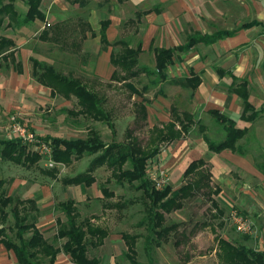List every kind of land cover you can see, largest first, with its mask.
<instances>
[{
  "label": "rangeland",
  "instance_id": "374dc122",
  "mask_svg": "<svg viewBox=\"0 0 264 264\" xmlns=\"http://www.w3.org/2000/svg\"><path fill=\"white\" fill-rule=\"evenodd\" d=\"M83 2V7H80L70 4L67 0H44L42 9L47 20L24 25L22 21L27 12L25 0H3L2 5L12 3L18 15L7 13L2 15L4 24L0 29V36L14 39L13 48H17L19 39H34L32 45L35 46V50L29 53V60L25 59L30 73L33 69V60H38L53 66L67 77L83 80L103 99V107L110 115L114 128L102 120L97 121L91 117L78 115L76 112L79 107L75 97L71 100L52 97L48 90L34 84L33 79L31 80L33 84H29L27 91L22 77H19L18 83L13 81L16 67L13 68L9 61L0 59V139L20 141L13 136L9 125L10 117L16 116L40 140L41 137L47 136L86 139L91 131H96L107 146L112 143H127L131 141L128 138L130 135L143 147H147L153 126H162L171 120L173 118L171 108L176 106L180 113L194 114L197 123L191 126V132L182 140L161 145V153L148 164V174L157 172L161 167L166 168L169 175L168 185L177 190L191 178H184V172L191 161L201 158L206 162L203 171L211 174L213 193L209 195L199 192L188 198L182 209L163 213L166 219L162 224L163 227L176 225L177 229L169 234L167 241L162 240L160 248L153 245L150 255L146 252L145 245L149 234L151 215L148 209L151 202L143 196L144 189H136L137 183L119 184L112 170L105 165L93 173L96 177L94 185L82 187L83 194L79 188L64 184L63 179L86 171L97 154L86 155L67 166L60 165L57 167L59 172L54 178L48 173L51 169L46 166L39 150L20 141L28 146V152L38 155L41 159L35 165L25 167L3 160L0 155V180L6 181L0 188V195L5 191L7 196L24 200L28 192L29 196L40 198L48 196L49 193L54 200V217L63 220L65 214L61 209L56 208V205L68 199L80 198L82 203L77 205L80 220L90 212L96 217L98 226L110 231V237L113 235L112 241L107 243L104 241V244L118 245L116 248L119 264H134L125 256L127 247L121 237L123 233L138 236L137 255H130L135 264H221L217 257L219 238L251 250H262L264 248V177L259 169L264 170V138L256 139L255 134L249 131H253L255 125L252 128L251 124L248 133L239 142L243 151L247 153L246 156L230 152H225L224 155L212 154L206 151L205 145L191 154L193 148L200 142L203 143L204 135L215 142L223 141L227 135L224 124L197 109L198 100L192 97L191 90L173 85L169 80L162 82L157 76L143 74L137 79L130 80L137 93L126 87L122 80L112 81L114 72L110 62L112 47L105 46L99 36L100 21L110 19L113 24L109 36L110 42L125 40L133 48L142 43L144 50L140 55V67L154 68V46L168 45L161 39L162 31L154 38L153 26L159 21H156L153 13L146 14L148 11H153L155 0L142 2L83 0ZM43 27L48 32L45 38H42ZM18 59H21L20 56ZM169 76L171 80L173 70H170ZM15 83L19 84L18 91L13 89ZM143 105L147 109L146 119L143 118L141 111ZM104 151L105 149H101L99 152ZM174 153L176 158L172 156ZM173 161L175 163L169 166ZM127 167L129 166L125 165V168ZM194 177L199 175H193L192 178ZM104 187L114 193L112 198L104 200L102 193ZM217 188L220 189L219 194L215 193ZM101 196L104 203L122 206L113 208L104 207V204L103 207L97 206L94 200L85 205L86 197ZM26 207L29 211V204H26ZM11 208L12 206L7 208L10 213L7 223L1 222L0 216L1 225L6 227L14 225ZM233 212H237L251 222L252 228L249 233L237 230L232 218ZM32 213L35 215V212ZM7 234L18 242L15 232L8 230ZM25 238H29V233Z\"/></svg>",
  "mask_w": 264,
  "mask_h": 264
},
{
  "label": "trees",
  "instance_id": "16d2710c",
  "mask_svg": "<svg viewBox=\"0 0 264 264\" xmlns=\"http://www.w3.org/2000/svg\"><path fill=\"white\" fill-rule=\"evenodd\" d=\"M0 0V29L4 24V13L18 15L12 3L2 5ZM44 0H25L27 12L24 20V25L32 24L36 21H45L46 14L42 11V3ZM70 4H79L83 7V0H67ZM121 1V0H120ZM11 22V20H10ZM111 25V20L106 19L100 21V40L107 46L112 47L110 62L114 67L111 80H122L126 87L137 93L135 86L130 83V80L137 79L141 75L157 76L162 82L168 81L173 85H179L183 88L196 90L198 82L187 81L181 79H169L168 70L173 63V58L177 52H184L198 42H211L209 37H199L190 39L187 44L176 48H155V66L154 68L140 67V55L143 52L142 43H139L136 48L125 40H119L111 43L107 36V30ZM48 35L46 30L43 31L42 38ZM51 40V39H50ZM57 40V38H53ZM14 42L0 36V59H10L15 61V51L13 50ZM119 48V49H118ZM17 66L21 67L20 64ZM33 78L44 87L51 89L54 96H63L67 100L76 98L79 109L78 115L91 117L93 120H102L111 128H114L111 122L110 115L103 107V99L100 95L91 90L86 83L81 79L67 77L61 72H58L53 66L47 65L38 60H33ZM157 83V81H154ZM239 95L244 101L243 117L247 121L254 118L255 108L249 102V92L245 86H241L238 90ZM173 118L162 126H154L147 147H143L137 139H133L127 143H112L106 145L96 131H91L88 138H58V137H41L53 149V159L63 165H70L74 160H80L86 155H96L89 163L86 171L75 176H70L63 179L65 185L91 187L96 182V177L93 174L99 168L108 166L113 176L119 184L129 183L134 185L137 183L136 189L143 190V196L151 202L149 206L148 226L149 234L146 237L145 250L150 255L152 246L161 247L162 240L167 241L169 234L177 229L176 225L163 227L166 221L163 213H172L173 211L182 209L184 202L199 192L212 194L211 174L203 171L205 161L202 159L192 160L189 167L184 172V178H190L185 185L174 190L172 186H166L159 190L150 180L148 174L149 162L160 152L162 144H171L185 137L191 132V126L196 124L195 116L192 113H180L176 106H172ZM143 118H147V109L143 105L141 107ZM216 120L225 126L227 132L226 138L221 142L211 140L207 135L203 138L208 145L209 150L215 153H221L225 150L233 152L239 151L245 154L243 148L239 145V141L247 133L246 129H240L232 120L219 115L218 112H212ZM105 149L103 153L99 151ZM0 155L3 160L11 161L17 165L31 167L35 165L41 158L38 155L28 152V146L23 145L20 141L9 139H0ZM126 166H129L125 168ZM202 171H199L201 170ZM59 170L51 169L48 172L54 178ZM264 176V170H262ZM193 175L199 177L192 178ZM5 185V181H0V188ZM103 198L110 199L114 193L107 187L102 189ZM216 194L220 193L217 188ZM29 204V211L26 207ZM78 203L74 199H68L59 202L56 208L61 209L65 214V220L57 218V234L55 242L65 240L62 247H56L54 242L47 240L39 228L37 223L41 216V211L34 199L21 200L14 196H7L5 191L0 195V216L1 222L7 223L10 213L7 210L12 206L11 214L14 219V225L6 227L0 224V244H3L7 250H12L19 264H54L56 256L63 251L70 255L77 264H99L97 258L88 256V246L98 248L104 244L105 239L109 236V231L103 227L92 223L91 218L80 220L77 210ZM106 205V206H105ZM20 206L22 208L20 209ZM121 207L122 205H113L104 203V207L113 208ZM35 212V215L32 213ZM143 225V224H141ZM8 230L15 232L17 241H14L8 236ZM31 232L29 238H25L27 233ZM156 237V239H155ZM122 239L127 246L126 256L132 263L135 264L130 255H137V239L138 236H130L128 233L122 234ZM217 257L221 264H264V248L261 250H251L245 246H237L229 240L219 238Z\"/></svg>",
  "mask_w": 264,
  "mask_h": 264
},
{
  "label": "crops",
  "instance_id": "0c3cea01",
  "mask_svg": "<svg viewBox=\"0 0 264 264\" xmlns=\"http://www.w3.org/2000/svg\"><path fill=\"white\" fill-rule=\"evenodd\" d=\"M142 1L144 0H139V2ZM42 11L44 12L43 9ZM149 12L150 11L146 14L153 13L156 21H159L154 23L153 26L154 38L155 35L162 31L163 38L161 37V39L163 42L168 43V45L154 46V49L176 48L187 44L191 38L209 37V39H211L209 43L198 42L184 52H177L168 70V75H170V70H173L172 79L198 82L196 90L193 91L189 89L192 92V97L198 100L197 109L205 112L207 116L213 117L214 119H216V117L212 115V112H218L219 115L236 123L238 128L246 129L247 133L251 124L252 128H254L255 125V129L249 131L255 134L254 137L256 139H263L264 0H155L154 9L150 13ZM44 24L46 25V23ZM112 26L113 24L111 23L107 30L108 39L111 34ZM12 41L15 40L13 39ZM33 42L34 39H19V42L16 44L17 48H13L16 60L11 61L10 59H2L3 61H9L10 66L13 68L16 67V75H14L15 78L13 81L18 83L19 77H22L25 82L24 88L28 91L29 84H33V82L31 83L33 79L35 81L34 84L38 85L39 88L48 90L52 97L64 98L63 96L52 95L51 89L36 82L32 76L33 69L32 73H30L29 65L25 59L28 58L29 60V53L35 50V46L32 45L34 44ZM18 56H20L21 59H18ZM31 58L32 57H30V59ZM12 62L15 63L13 64ZM17 64H20L21 67L17 66ZM30 76H32V78H30ZM16 83L13 89L18 91L19 84ZM241 86L247 88L249 92V102L255 108L256 114H254V118L249 121L243 117V115H245V105L243 98L238 93ZM39 90L40 89H38V91ZM9 106L12 107V105ZM244 137L241 140H243ZM202 141L203 143L200 142L197 147H195L197 149L193 148V150L190 151L191 154L195 153L194 150H200V148L205 145L206 151L216 155H224L225 152H230L235 155L240 154L241 156L247 155L246 152L245 154H241L239 151L233 152L231 150L215 153L209 150L204 138ZM181 148L183 149L184 146ZM160 153L161 148L157 155ZM175 154L176 153L172 155L174 158H176ZM174 163V161L171 162L169 166H172ZM259 171L262 173V170L259 169ZM2 180L3 179L0 181ZM82 187L83 186H78L75 188H79L81 194H83ZM47 195L48 196H43V198L38 196L31 197L28 192V196L24 200L34 199L36 201L41 211L37 227L47 240L54 242L56 247H62L65 242L64 239L59 240L57 243L55 242L57 218L53 215L54 200L49 196V193H47ZM37 198H40V200ZM93 200L97 206L103 207L104 200L102 196L95 198L86 197L85 205L91 203ZM75 201L78 204L82 203L80 198H77ZM85 218H91L92 223H96V217L90 212L86 213L83 219ZM104 219L107 218L104 217ZM95 225H97V223ZM30 235L31 232H29V236ZM112 237L113 235L110 237L109 231V236L105 242H111ZM106 243L98 248L88 246V256L90 258H97L99 264H119V254L116 248L118 245L109 243L106 246ZM123 252L124 251H122V253ZM0 264H19L15 253L12 250H7L3 244H0ZM54 264L77 263L70 255L66 254L63 249H61L56 256Z\"/></svg>",
  "mask_w": 264,
  "mask_h": 264
},
{
  "label": "built area",
  "instance_id": "2783aa9c",
  "mask_svg": "<svg viewBox=\"0 0 264 264\" xmlns=\"http://www.w3.org/2000/svg\"><path fill=\"white\" fill-rule=\"evenodd\" d=\"M9 125L11 126L10 129L15 138L27 145L30 144L39 150V154L43 157L48 168L54 169L63 165L53 159L52 147L44 140H40L36 134L31 131L27 125L21 123L16 116L10 117ZM149 178L157 189H163L169 184L167 169L163 167H161L157 172H151ZM232 218L239 232L249 233V231H251V222L248 219H244L241 215H238L237 212H233Z\"/></svg>",
  "mask_w": 264,
  "mask_h": 264
}]
</instances>
